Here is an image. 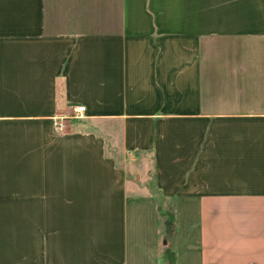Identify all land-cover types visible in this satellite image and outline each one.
<instances>
[{
    "label": "crops",
    "instance_id": "crops-1",
    "mask_svg": "<svg viewBox=\"0 0 264 264\" xmlns=\"http://www.w3.org/2000/svg\"><path fill=\"white\" fill-rule=\"evenodd\" d=\"M161 197L264 264V0H0V264H162Z\"/></svg>",
    "mask_w": 264,
    "mask_h": 264
},
{
    "label": "trees",
    "instance_id": "trees-1",
    "mask_svg": "<svg viewBox=\"0 0 264 264\" xmlns=\"http://www.w3.org/2000/svg\"><path fill=\"white\" fill-rule=\"evenodd\" d=\"M158 215L160 218L161 231L164 238L167 240V245L161 253L162 264H177L175 251L171 248L170 243L175 238L176 234V219L173 207L164 203L163 197L158 199Z\"/></svg>",
    "mask_w": 264,
    "mask_h": 264
},
{
    "label": "built area",
    "instance_id": "built-area-1",
    "mask_svg": "<svg viewBox=\"0 0 264 264\" xmlns=\"http://www.w3.org/2000/svg\"><path fill=\"white\" fill-rule=\"evenodd\" d=\"M85 112H86V108L84 106L81 105L73 106L72 114L70 117H68V119H74V120L83 119L85 117ZM66 119L67 117H56L54 119V127L58 133H62L66 130L67 127L65 123Z\"/></svg>",
    "mask_w": 264,
    "mask_h": 264
}]
</instances>
